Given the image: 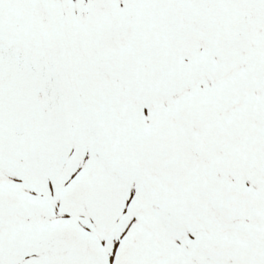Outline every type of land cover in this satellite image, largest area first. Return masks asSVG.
Wrapping results in <instances>:
<instances>
[{
    "label": "snow or ice",
    "instance_id": "obj_1",
    "mask_svg": "<svg viewBox=\"0 0 264 264\" xmlns=\"http://www.w3.org/2000/svg\"><path fill=\"white\" fill-rule=\"evenodd\" d=\"M0 264H264V0H0Z\"/></svg>",
    "mask_w": 264,
    "mask_h": 264
}]
</instances>
